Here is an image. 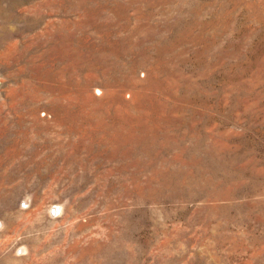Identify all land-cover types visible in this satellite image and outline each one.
I'll return each mask as SVG.
<instances>
[{
	"label": "rangeland",
	"instance_id": "obj_1",
	"mask_svg": "<svg viewBox=\"0 0 264 264\" xmlns=\"http://www.w3.org/2000/svg\"><path fill=\"white\" fill-rule=\"evenodd\" d=\"M0 264H264V0H0Z\"/></svg>",
	"mask_w": 264,
	"mask_h": 264
}]
</instances>
